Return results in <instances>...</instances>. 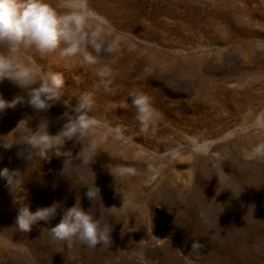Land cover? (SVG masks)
I'll return each instance as SVG.
<instances>
[{
    "label": "rangeland",
    "instance_id": "374dc122",
    "mask_svg": "<svg viewBox=\"0 0 264 264\" xmlns=\"http://www.w3.org/2000/svg\"><path fill=\"white\" fill-rule=\"evenodd\" d=\"M86 1L55 7L69 14L78 10L69 5L89 10ZM115 1L106 15L90 10L86 30L115 41L110 54L86 48L95 66L59 48L0 46L11 63L64 79L60 100L44 110L0 81V98L24 97L0 112V168L19 173L12 188L0 178V264H264V0ZM130 91L149 98L143 131ZM81 94L94 123L65 139V113ZM29 134L48 144L15 143ZM89 146L94 156L81 163ZM77 198L109 229L107 244L50 235ZM52 204L53 217L17 228L20 207Z\"/></svg>",
    "mask_w": 264,
    "mask_h": 264
},
{
    "label": "clouds",
    "instance_id": "9594fccd",
    "mask_svg": "<svg viewBox=\"0 0 264 264\" xmlns=\"http://www.w3.org/2000/svg\"><path fill=\"white\" fill-rule=\"evenodd\" d=\"M78 10L70 14L61 15L52 7L48 0H0V46L5 47L8 53L15 52L19 47H34L41 54L60 49L61 56L82 55L84 63L95 62V56L86 48H90L97 55L102 51L110 54L115 47V41H105L100 32L86 30L87 21L94 14L86 10L85 5H69ZM63 45V47H61ZM8 79L19 88L25 90L27 103L36 110H44L60 100L64 79L58 72H43L37 67L29 68L21 63H11L6 55H0V81ZM36 85V86H33ZM131 105L136 109V119L141 124V130L146 128L151 120L152 109L149 98L143 93L129 92ZM24 97L15 96L6 101L0 98V112L5 108H12ZM77 103L73 108V114L67 116V122L60 133L65 139L82 137L94 121L86 115L91 105V98L87 94L76 97ZM63 103L68 105V101ZM118 131V130H117ZM15 143H24L32 150L48 144L47 138L26 135L20 137ZM4 141V148L10 147ZM94 156V149L89 146L79 153L81 163L89 164ZM19 173L16 170L0 168V178L7 185L14 187L19 181ZM96 193L89 187L85 196L89 200L95 199ZM64 210L60 220L49 228L50 235L55 240L71 242L75 237L89 248H95L97 244L108 243L109 229L101 228L98 219L89 211H85L78 203ZM56 213V204L48 207L37 208L29 211L27 206L18 209L16 226L19 230L27 232L30 226L37 220L47 221ZM201 245L193 241L191 248L197 250Z\"/></svg>",
    "mask_w": 264,
    "mask_h": 264
},
{
    "label": "bare ground",
    "instance_id": "6f19581e",
    "mask_svg": "<svg viewBox=\"0 0 264 264\" xmlns=\"http://www.w3.org/2000/svg\"><path fill=\"white\" fill-rule=\"evenodd\" d=\"M58 1H62V0H48V2H49V4L52 6V7H54L56 10H57V12L59 13V14H61V15H66L67 13H65L63 10H61V9H59V8H57V7H55V3L56 2H58ZM112 1L113 0H87L86 1V5H87V7L89 8V10H91V11H94V12H99L100 14H107V11H106V9H108L109 8V10L110 11H112L113 10V3H112ZM115 1V0H114ZM121 1L122 0H116L115 2L118 4V6L120 5V3H121ZM112 3V4H111ZM109 5H110V7H109ZM105 10V11H104ZM70 14V13H69ZM77 54H80V53H77ZM92 54V53H91ZM81 55V54H80ZM82 56V55H81ZM81 60H83L82 59V57H81ZM82 64V63H81ZM89 65H91V66H95V65H93L92 63H90ZM88 65V66H89ZM92 68V67H91ZM90 68V69H91ZM92 70V69H91ZM92 75V78H94V80L95 79H97L98 80V78H102V79H104L103 78V76H100V75H97V74H95V73H93V74H91ZM78 79V78H77ZM93 80V81H94Z\"/></svg>",
    "mask_w": 264,
    "mask_h": 264
}]
</instances>
